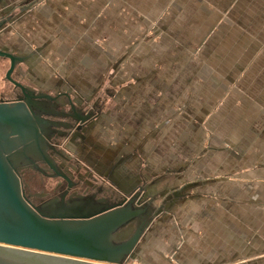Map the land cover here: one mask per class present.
I'll return each mask as SVG.
<instances>
[{
	"label": "crops",
	"instance_id": "obj_1",
	"mask_svg": "<svg viewBox=\"0 0 264 264\" xmlns=\"http://www.w3.org/2000/svg\"><path fill=\"white\" fill-rule=\"evenodd\" d=\"M26 4L43 33L20 64L51 58L71 72L54 84L77 94L116 86L74 151L162 209L135 257L145 245L149 264H264V0H0V21ZM170 132L189 140L155 155Z\"/></svg>",
	"mask_w": 264,
	"mask_h": 264
},
{
	"label": "water",
	"instance_id": "obj_2",
	"mask_svg": "<svg viewBox=\"0 0 264 264\" xmlns=\"http://www.w3.org/2000/svg\"><path fill=\"white\" fill-rule=\"evenodd\" d=\"M8 23L0 21V31ZM10 60L6 78L23 91L17 101L0 102V264H125L136 252L154 210L138 195L117 204L100 205L82 196L33 204L23 190L20 171L44 155L52 122L42 105L55 97L36 94L14 77L17 65L29 56L0 48ZM48 137V136H47ZM44 150V151H43ZM52 168H57L49 161ZM138 221L137 226L135 222ZM132 230L126 240L123 237ZM132 254V255H131Z\"/></svg>",
	"mask_w": 264,
	"mask_h": 264
},
{
	"label": "flooded vegetation",
	"instance_id": "obj_3",
	"mask_svg": "<svg viewBox=\"0 0 264 264\" xmlns=\"http://www.w3.org/2000/svg\"><path fill=\"white\" fill-rule=\"evenodd\" d=\"M4 22L7 23L6 20ZM17 81L28 89L34 90L36 94L43 92L55 97L53 100L36 99L47 102L42 107L50 110L49 113H43V116L52 122L51 129L48 130V137L43 134L49 146H45L44 155L34 158L37 167L27 165L20 171L23 190L33 204L40 206L49 200L61 199L63 195L66 201L82 196L86 199L99 201L100 205L117 204L136 194L142 204H147L148 201L154 202V199L148 196L145 186L140 185L133 190L124 189L117 184V181L85 163L83 155L79 153H86L85 147L82 148L80 145H86L87 148L89 130L102 123L105 103L107 96H112L111 91L89 96L73 93L66 87H57L54 89L55 91L50 92L25 84L20 80ZM15 91L14 97L0 98V102L17 101L23 97L20 87L15 86ZM76 148L79 151L77 154L74 151ZM49 161L57 170L51 167ZM151 207L155 211L158 210V207L154 205ZM153 218L151 217V223ZM137 223L138 221L134 226H137ZM132 233L130 230L123 240L129 238ZM132 254L130 259L135 256L136 252Z\"/></svg>",
	"mask_w": 264,
	"mask_h": 264
},
{
	"label": "rangeland",
	"instance_id": "obj_4",
	"mask_svg": "<svg viewBox=\"0 0 264 264\" xmlns=\"http://www.w3.org/2000/svg\"><path fill=\"white\" fill-rule=\"evenodd\" d=\"M28 5L29 4H26V7ZM31 7H32V4H30V6H28L27 8H25V10L21 12L23 5L17 6L16 11L19 12L17 16L21 19L20 21H15L17 19L15 18L12 22L10 23L7 22L8 24L0 31V48L6 49L12 53H19V52L27 53L28 51L34 49L35 47L39 46L40 43H42L40 38L42 37L41 33L43 32H37L34 30V14L31 11L27 13L28 10L31 9ZM46 27H49V26H46ZM50 35H51L50 31L46 29V32H44V36H46L45 40H48L51 37ZM54 56L55 55H53V57ZM60 57L66 58L64 55H60ZM31 58L32 59H29L24 62L26 64L19 63L17 65L14 71V74H13V77L16 80H20L24 82L25 84L32 85L38 89H41L44 91H50V92H53V90L56 89L57 87L64 88L65 86H67L64 83H62V81L58 83L57 86L54 84L55 78H58L59 76H62V75L63 76L68 75L69 73H71L69 72L68 74H65L67 70L64 68V65H62L63 69H60V71L62 72L56 73V71H53L54 69H51V66H52V64L50 63L51 58H46L42 61L39 56L37 57L38 59L37 58L34 59L35 57H31ZM9 68H10L9 58L0 57V98H11L16 95L14 84L11 83L6 78V73ZM116 71L117 70L115 69H112L110 71L109 75H111V80L113 77L117 75ZM42 73L44 75H42ZM103 73H104V70L101 69L99 71L98 68L89 70V75L95 76V78H98ZM115 90H116V86L113 83L108 84V82L105 81V84L97 91V93H104L105 91L115 92ZM71 92L74 93V90L71 89ZM109 122L110 123L108 124V126L113 124L111 121ZM121 134L122 136L120 138L123 140L124 139L123 132H121ZM183 135L185 138V142L186 140H189L187 133L183 134V133L170 132V133H167V135L165 134L161 136L159 135L160 138H162L161 141L168 140L169 148L167 150H164L165 152L163 154H158L157 149H155L154 150L155 155H162L165 157L179 155V149L177 146L180 145V142H182ZM219 135L221 136V134ZM249 135L250 134H244L245 141L249 140L248 138ZM105 136L107 138H110L107 141H112V140L114 141L115 140L114 137L117 138V134H113V135L105 134ZM238 136L239 134H234L232 138L234 140H238ZM202 141H205V137H203V135H202ZM103 142L105 141L103 140ZM158 142L159 140L155 141V143H158ZM157 145H159V143ZM144 246L142 247V249H144V252H142L140 259L134 256L131 259H129V261L126 262L125 264H149L145 259V254L147 252L145 253ZM149 247L151 248V245Z\"/></svg>",
	"mask_w": 264,
	"mask_h": 264
}]
</instances>
